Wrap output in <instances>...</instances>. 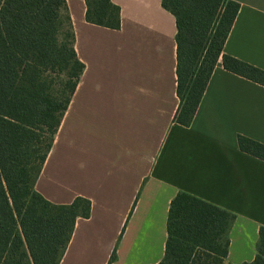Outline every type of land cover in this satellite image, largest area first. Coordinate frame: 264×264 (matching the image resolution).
<instances>
[{
  "label": "crops",
  "instance_id": "1",
  "mask_svg": "<svg viewBox=\"0 0 264 264\" xmlns=\"http://www.w3.org/2000/svg\"><path fill=\"white\" fill-rule=\"evenodd\" d=\"M163 0H112L121 27L86 21L85 0H66L84 72L35 190L56 205L91 201L60 264H158L171 202L186 193L236 216L230 264L251 263L264 227V161L238 136L264 144V87L220 59L189 127L174 122L177 26ZM239 12L224 53L264 70V0Z\"/></svg>",
  "mask_w": 264,
  "mask_h": 264
},
{
  "label": "trees",
  "instance_id": "2",
  "mask_svg": "<svg viewBox=\"0 0 264 264\" xmlns=\"http://www.w3.org/2000/svg\"><path fill=\"white\" fill-rule=\"evenodd\" d=\"M86 21L119 30L112 0H85ZM176 21L174 122H193L218 61L264 87V70L224 53L240 5L233 0H163ZM66 0H0V264H60L91 201L56 205L35 190L84 72ZM242 152L264 161V144L238 136ZM236 216L186 193L171 202L165 255L158 264H230ZM117 258L114 249L108 264ZM264 264V227L253 262Z\"/></svg>",
  "mask_w": 264,
  "mask_h": 264
}]
</instances>
